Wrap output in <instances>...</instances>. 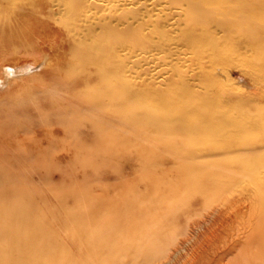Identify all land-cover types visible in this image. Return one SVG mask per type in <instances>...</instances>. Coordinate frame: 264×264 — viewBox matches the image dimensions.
I'll return each instance as SVG.
<instances>
[{
    "label": "bare ground",
    "instance_id": "1",
    "mask_svg": "<svg viewBox=\"0 0 264 264\" xmlns=\"http://www.w3.org/2000/svg\"><path fill=\"white\" fill-rule=\"evenodd\" d=\"M0 19L11 53L40 56L49 76L32 108L0 109V264H211L174 238L183 214L207 208L210 241L230 235L233 262L264 264V0H0ZM2 65L4 78L26 70ZM230 66L252 94L234 90ZM44 106L49 129L32 126L77 154L59 169L72 176L61 198L23 187L12 159V119ZM93 152L119 153L136 187L165 194L91 192L74 166Z\"/></svg>",
    "mask_w": 264,
    "mask_h": 264
},
{
    "label": "rangeland",
    "instance_id": "2",
    "mask_svg": "<svg viewBox=\"0 0 264 264\" xmlns=\"http://www.w3.org/2000/svg\"><path fill=\"white\" fill-rule=\"evenodd\" d=\"M6 31L7 26L5 25V21L3 19H0V109L9 110L11 107L10 110H15L16 107L22 105L19 104L21 102H24L27 105L31 103L29 105L31 107L34 102L37 101L34 96L35 92H39L41 88L49 86V76L47 72L48 69L46 68V66H44L42 61L43 59H41L40 56L28 54L25 52L12 54V44H15L17 42H15L14 40L9 41L5 34ZM3 63L16 65L24 64L26 65V70L18 72L17 75L14 76L10 74V78H4L5 75L3 72V68L5 69V67L2 65ZM29 64H32V66L29 67ZM226 76L235 84L234 90H237L239 92L238 95L243 94V96H247L254 92V87L250 84V82L247 80V77L242 73L239 67L230 66L227 70ZM42 111L45 112L46 115H43ZM49 111H51V109L44 106L43 108H41V113H39L42 114V116L38 114L36 115L35 113H25L17 114V116H15L13 119L11 118V127L13 126L14 128H17L18 132L20 133L19 135L15 134L10 137V142L13 147L12 159L17 161L14 166L18 170L19 176L21 175L23 178L26 179L23 182L24 184H22L23 187H25L26 189L28 188L38 190H55V196L57 198H61V196H58L62 193L59 189L62 188L65 183L67 184L72 182V176H70L66 172L67 177L63 178L62 175L65 169H63L62 173L59 169L65 166V162L67 160L74 159L75 155L77 154H75L72 149L66 147L65 145H62V143L58 145H50L51 141L55 140V138H51V140H49L51 135H44L42 133L41 128L43 127V125L48 129L51 125L50 121L52 120V115L51 113H49ZM27 115L31 117H28ZM29 119L31 120L29 121ZM39 119H41V123L43 125L32 126V124H34V120L38 121ZM44 120H46V122H44ZM31 121H33V123ZM45 123L47 125H45ZM26 126L27 128H25ZM54 136H56V138L59 137V135ZM119 155V153L114 155H107L100 152H93L90 157L89 155H83L82 158L84 157V162L82 163H85V167H82V164L74 166V171L77 173L78 176V182H82L83 184L87 183L88 186L91 188V192L92 189H95L94 193H102V191L100 190V186L105 185L104 183H106L109 186V191H107L106 194L102 195H104L105 197H110L111 199L118 200L120 198H123V195L120 194L122 192H127L133 195H130V197L132 198H140L146 195L147 198H161L165 194L166 188L168 186L158 184L149 187V189H146L148 190V192L145 195L144 188L142 186L136 187L135 182H133L132 180L135 170L131 168V165L125 162V160L120 159ZM159 156L165 158V160L167 158V156L162 152H160ZM159 156L156 155V157ZM88 158H91V160H93L92 164H86ZM83 168L89 169L91 171V174H87V172L85 171L86 169ZM116 171L124 173V178L117 179L113 175ZM31 172H34L37 176L40 177V179L37 178L31 181ZM167 178L171 180L170 177ZM170 199L171 201L178 202L183 199H186V197L174 195L171 196ZM26 201L27 200H24L23 202ZM177 202L172 203L177 204ZM71 203L72 202H69V204ZM207 209H204L203 212H201L202 210L200 211L199 209L198 212H192L190 214L189 212L185 213L182 215L181 218L178 219L179 221H181V223H185L186 226L184 229L182 228L183 233L179 232V230H177L178 228L174 229L175 239H185V242L181 244L182 246L179 252L181 253V255L189 256L198 249L202 253H205L208 249L206 254H210L208 256L210 260L209 263L212 262L213 258L215 260H213L214 262H212L211 264H217V261L221 264H238L236 262H233L231 259L234 254V249L231 250L230 246L232 236L231 238L230 235H227V237H221L219 238V240L216 241V243H214L216 238H212V240L210 241V238L212 237L211 234L215 233V231H213L214 229L211 226V221L209 219L210 210L207 211ZM238 225L242 226L241 224ZM241 229H244V227L239 228V230ZM232 231H234V228L232 229ZM176 233L179 234L176 235ZM196 233H198L197 237ZM207 236L209 239L207 238ZM228 238H230L229 241H227ZM225 240L227 241L226 246H224ZM200 246H202L203 248H200ZM229 247L230 250H228ZM222 248L224 250H222ZM214 249L216 251H214ZM211 250H213L214 253H212ZM225 250L228 252H226ZM223 251L226 254H223ZM229 251H231L232 253L229 254ZM140 259V257L136 258L135 261L137 262V264L153 263L152 261L150 262V260L146 261L143 258V260ZM155 263L156 262H154V264Z\"/></svg>",
    "mask_w": 264,
    "mask_h": 264
}]
</instances>
